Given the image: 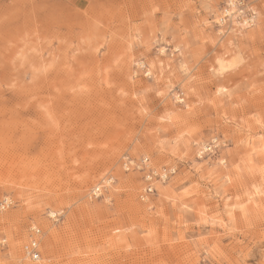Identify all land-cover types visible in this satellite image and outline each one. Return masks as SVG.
<instances>
[{"label": "rangeland", "instance_id": "374dc122", "mask_svg": "<svg viewBox=\"0 0 264 264\" xmlns=\"http://www.w3.org/2000/svg\"><path fill=\"white\" fill-rule=\"evenodd\" d=\"M6 199L0 264H264V0H0Z\"/></svg>", "mask_w": 264, "mask_h": 264}, {"label": "built area", "instance_id": "2783aa9c", "mask_svg": "<svg viewBox=\"0 0 264 264\" xmlns=\"http://www.w3.org/2000/svg\"><path fill=\"white\" fill-rule=\"evenodd\" d=\"M217 148H218V142L217 139H214L212 140L211 143L203 145L198 150V156L203 157L204 155L213 153ZM133 167H134L133 160H131L128 157L125 158V162L123 163V168L126 171H130ZM135 168L145 173L144 181L146 182V187L144 188L143 194H141L140 196L143 201H145L149 197V195L155 193L153 184L156 178H159L162 181H166L173 173V172H168V170H163L162 172L157 173L153 168H151L149 160L147 158L143 159L141 161V164L136 165ZM101 195H102V191H99L97 193L93 191L90 195V198L97 199ZM9 206H10V202L7 199L0 203L1 210H5ZM31 232L32 234L30 235V241L29 244L24 249V254H26L32 262H38L41 259V253H40L41 230L37 227H33L31 229ZM3 242L4 241H1L2 245H4Z\"/></svg>", "mask_w": 264, "mask_h": 264}, {"label": "bare ground", "instance_id": "6f19581e", "mask_svg": "<svg viewBox=\"0 0 264 264\" xmlns=\"http://www.w3.org/2000/svg\"><path fill=\"white\" fill-rule=\"evenodd\" d=\"M226 13L229 15V17L231 16L232 17V12L229 10V11H226ZM224 15V14H223ZM225 16V15H224ZM222 19V18H221ZM219 20V19H218ZM220 22V21H219ZM255 21H254V18H252L251 20H249V21H247V20H244V26H252V23H254ZM220 24V23H219ZM223 24V23H222ZM223 31V30H222ZM168 46V45H167ZM176 48V47H175ZM178 49V48H177ZM160 52L162 53V54H164L165 53V49L163 48V49H161L160 50ZM158 57H159V55H158ZM138 64V63H137ZM162 64H164L163 63V61H162V59L161 58H157V59H154V60H151V61H148L147 63H141V64H139V67L140 66H146L145 67V69H148V71H149V73L151 74L150 76H153V73L151 72V69L154 67V66H159V67H161L162 68ZM166 64V66H168L167 65V63H165ZM236 64H237V60L235 59V58H229V59H220V58H215V64H211L209 67H210V69L214 72V74H218V75H223L224 73H226L229 69H232L233 67H235L236 66ZM165 66V65H164ZM181 67H183V66H181ZM166 68V67H165ZM176 100L179 102V103H184V105H185V107H189V104H188V101H186V99L185 98H180V97H176ZM162 119H164V117L162 118ZM249 146L251 147V149H253L254 151H256V149H254L255 147H254V143H249ZM137 157V156H136ZM136 161V160H135ZM223 162H224V160H222ZM134 162V161H133ZM135 164V163H134ZM136 166V165H135ZM163 176V175H162ZM104 181V180H103ZM105 183L107 184V186L106 187H109V186H111V179H106L105 180ZM127 183V182H126ZM102 189H105V187L104 186H100V184H97L96 186H95V188L93 189V191H95L96 193L97 192H99V191H102ZM92 191V190H91ZM92 191V192H93ZM205 193H207V192H205ZM213 195V194H212ZM22 196V195H21ZM207 196V195H206ZM212 197V196H211ZM7 200H9V199H7ZM247 201L248 202H255V196H253V195H251V197L250 198H248L247 199ZM219 203V202H218ZM218 205H220V204H218ZM50 215L52 216V217H55V213L54 212H51L50 213ZM47 226V225H46ZM49 226V225H48ZM47 226V227H48ZM46 228V227H45ZM55 231V230H54ZM48 232V231H47ZM51 234V233H50ZM49 234V235H50ZM211 234V236L212 235H214L215 234V231L213 230L212 231V233H210ZM49 237V236H48ZM56 238V237H55ZM49 239H51V238H49ZM44 241V240H43ZM47 242H49L48 240H47ZM52 244V243H51ZM50 246V245H49ZM47 247V246H46ZM19 248H21V247H19ZM19 248H17L16 249V251H18L17 252V254H19L20 256L22 255V257H20V258H22V260L23 261H25V263L26 264H46L44 261H39V262H37V263H31L30 261V259H29V257L26 255V254H24V252H22V254H21V251H19ZM52 249V248H51ZM13 251V250H12ZM16 253V252H15ZM47 253V252H46ZM50 254V253H49ZM18 255V256H19ZM30 260V261H29Z\"/></svg>", "mask_w": 264, "mask_h": 264}]
</instances>
